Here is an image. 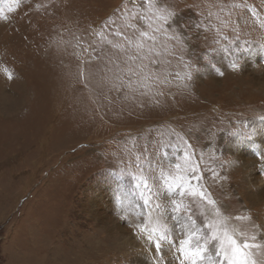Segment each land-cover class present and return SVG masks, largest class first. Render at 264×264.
<instances>
[{"label": "rangeland", "instance_id": "obj_1", "mask_svg": "<svg viewBox=\"0 0 264 264\" xmlns=\"http://www.w3.org/2000/svg\"><path fill=\"white\" fill-rule=\"evenodd\" d=\"M262 110L264 0H0V264H264Z\"/></svg>", "mask_w": 264, "mask_h": 264}, {"label": "snow or ice", "instance_id": "obj_2", "mask_svg": "<svg viewBox=\"0 0 264 264\" xmlns=\"http://www.w3.org/2000/svg\"><path fill=\"white\" fill-rule=\"evenodd\" d=\"M133 3L135 4V0H133ZM138 10V9H137ZM133 16L136 15V12L134 11L132 13ZM168 20V16L166 15H159L158 16V26L156 28V31H162L163 30V24ZM130 27H135L134 25H130ZM147 33H141L140 38L137 41L129 40L128 43L130 45H133L138 52H141L145 44L141 43L140 41L143 39L144 36H146ZM149 39L155 40V36L149 37ZM111 43V41H109ZM114 47H119V45H114ZM149 51H152L150 48ZM235 67V65H233ZM191 162L186 159V164H190ZM177 169H181L184 172H187L188 169L186 167H182V165L177 164ZM194 172L195 169H192ZM163 176V173H162ZM199 179V177H197ZM164 187L167 189L169 193H174V190L179 188L181 190L180 194L184 195L186 192L191 195H199L202 199L206 200L209 204H214L215 202L207 197V194L199 190L196 187H193L186 176L184 175H177L175 177H164ZM145 205L149 203L148 199H144ZM176 208L179 209L181 207L180 204H177L176 201H173ZM217 222H210L208 225L212 228V236L220 238V245L217 252L218 256L223 257V261L226 262V264H250V261L248 259L249 252L248 249L253 247L254 245L245 243L243 246L239 245V243L233 238L227 235V233H224L223 235L219 234V230L216 228ZM153 234H155V246L157 250L161 248V241L167 239L165 235V229L163 227L161 228H152L150 231L149 238L153 240ZM191 242V236L186 238L185 240H182L180 242V254L182 255V259L180 264H183V260H189L191 259L192 264H196V260L200 259L203 260L204 256L202 255L203 252L207 250L206 245L197 247L194 251L189 247ZM208 264H217L216 260L209 256L208 257Z\"/></svg>", "mask_w": 264, "mask_h": 264}, {"label": "clouds", "instance_id": "obj_3", "mask_svg": "<svg viewBox=\"0 0 264 264\" xmlns=\"http://www.w3.org/2000/svg\"><path fill=\"white\" fill-rule=\"evenodd\" d=\"M260 112H264V110H262V111H260ZM252 117H256L259 113H258V111H256V110H252Z\"/></svg>", "mask_w": 264, "mask_h": 264}]
</instances>
